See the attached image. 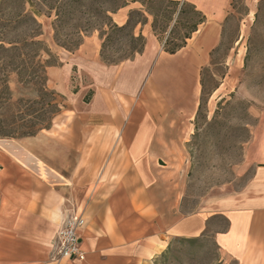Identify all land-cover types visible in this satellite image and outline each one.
Wrapping results in <instances>:
<instances>
[{
    "label": "crops",
    "instance_id": "obj_1",
    "mask_svg": "<svg viewBox=\"0 0 264 264\" xmlns=\"http://www.w3.org/2000/svg\"><path fill=\"white\" fill-rule=\"evenodd\" d=\"M185 1L200 10L205 21L174 54L163 50L150 15L146 13L145 22L133 26L134 34L145 38V45L120 70L150 60L138 91L112 94V85L101 88L96 99L102 108L87 114L85 127L72 126L62 140H49V135L39 132L20 138L19 149L0 151V264H150L172 236L200 233L209 215L226 221L224 229L213 232L222 258L237 264H264V122L247 150L250 174L236 194L210 211L196 212L177 223L171 220V207L161 210L155 202L160 198L157 170L168 166L157 163L163 160L161 153L181 147L171 138L172 103L156 88L155 65L161 52L174 57L192 40L193 54L201 59L198 68L205 64L219 42L220 23L226 16L220 6L211 9L206 0ZM135 3L140 1L131 4ZM128 8L125 5L113 13L117 25L127 22ZM95 42L94 35L85 38L77 52L89 53ZM90 55L97 61L94 52ZM68 69L66 61L48 68L49 81L62 93H66ZM118 95L132 97L129 108ZM51 129L54 126L42 131ZM31 156L57 177H41ZM72 209L85 219L78 231L85 258L53 261L51 245Z\"/></svg>",
    "mask_w": 264,
    "mask_h": 264
},
{
    "label": "rangeland",
    "instance_id": "obj_2",
    "mask_svg": "<svg viewBox=\"0 0 264 264\" xmlns=\"http://www.w3.org/2000/svg\"><path fill=\"white\" fill-rule=\"evenodd\" d=\"M78 1L64 7L60 19H56L55 10L41 6L43 14L36 17L41 34L35 39L42 42V49L17 68L18 76L15 73L9 76L11 101L22 100L12 110L24 109L26 105L37 109L42 100H53L58 105L60 111L51 125L54 129L48 133L39 131L49 135V140L52 137L62 140L72 126L88 125L87 114L102 108L96 99L101 88L112 85V94L138 91L150 64L145 59L128 70H120L123 62L139 54L126 58L133 47H139L138 42H130L129 34L137 22L147 17L143 0ZM133 1L140 4H131ZM123 2L129 6L128 25L123 30H110L105 23H116L111 12L110 19H106L104 9ZM206 4L211 9L213 5L220 6L226 16L220 23L219 42L205 64L198 68L201 59L193 54L192 40L174 57L161 52L162 58L154 68L156 88L165 92L172 103L171 138L181 145L161 153L163 160L157 162L168 166L165 171L157 170L156 190L160 198L155 202L161 210L171 207L173 223L199 211H210L242 189L250 174L247 150L264 122V0H206ZM153 7L159 12L157 25L161 27V37L185 32L174 22L175 7L165 8L163 3ZM183 9L182 19H197L190 6ZM92 35L97 42L89 47V53L77 52L83 40ZM76 43L79 45L72 47ZM65 61L69 69L66 93H62L49 81L48 68ZM42 86L46 94L41 93ZM117 98L126 109L130 106L128 101H133L123 95ZM19 144L18 138H0V151L19 149ZM62 171L67 174L66 168ZM204 224L197 235L172 236L150 264H237L222 258L213 238L215 230L225 228V219L209 215L205 216Z\"/></svg>",
    "mask_w": 264,
    "mask_h": 264
},
{
    "label": "trees",
    "instance_id": "obj_3",
    "mask_svg": "<svg viewBox=\"0 0 264 264\" xmlns=\"http://www.w3.org/2000/svg\"><path fill=\"white\" fill-rule=\"evenodd\" d=\"M78 2V0H0V138L20 139L30 137L43 129L51 127L53 118L60 111L58 105L53 103V100L43 102L41 97V106L37 109H34L32 105H26L24 109H19L18 111L12 110V106L20 104L22 100H18L15 103L11 101L9 76L11 73H15L18 76L20 69L16 71L17 68L22 63L31 61L37 52L42 49V42L35 39L41 34L39 30L40 26L36 21V17L43 14L41 6L46 7L50 11L55 10L56 19H60L61 11L64 7H70V5ZM141 3L145 5L146 13L152 17V30L161 42L163 50L168 54H174L185 46L187 39L197 30L198 25L205 21V15L189 2L178 0H143ZM156 3L165 4V8L175 7L173 12L175 14L174 22L185 29L182 35L161 37V27L157 25L159 12L153 7ZM125 5H127L125 2L115 7L107 5L104 9L106 19H110L109 12L115 13ZM186 5L192 8L193 13L197 15V19L191 21L190 19H182L183 6ZM145 20L146 17L139 22H145ZM182 20H184L183 23ZM105 24L110 30L119 31L127 27L128 21L121 26L116 24L110 25L109 23ZM24 28L26 31L22 32ZM129 39L134 44L138 42L139 47H133L132 52L127 54L126 58L131 55L133 56L135 53L140 54L145 45V38L141 34L135 36L133 30L129 34ZM78 45L79 43L72 44V47H77ZM37 64L41 67L40 62H37ZM201 86H203L202 82ZM40 91L46 94L43 86Z\"/></svg>",
    "mask_w": 264,
    "mask_h": 264
},
{
    "label": "built area",
    "instance_id": "obj_4",
    "mask_svg": "<svg viewBox=\"0 0 264 264\" xmlns=\"http://www.w3.org/2000/svg\"><path fill=\"white\" fill-rule=\"evenodd\" d=\"M84 225L85 219L81 212L72 209L66 214L51 245L53 261H82L85 258V251L80 245L78 234Z\"/></svg>",
    "mask_w": 264,
    "mask_h": 264
},
{
    "label": "bare ground",
    "instance_id": "obj_5",
    "mask_svg": "<svg viewBox=\"0 0 264 264\" xmlns=\"http://www.w3.org/2000/svg\"><path fill=\"white\" fill-rule=\"evenodd\" d=\"M32 160L37 164V171L41 176H43L44 178L57 177V174L54 173L51 169H48L46 166H44V164L42 162H40L38 160L36 161L33 158H32Z\"/></svg>",
    "mask_w": 264,
    "mask_h": 264
}]
</instances>
